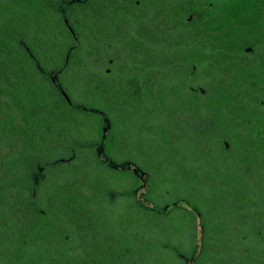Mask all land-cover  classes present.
<instances>
[{
  "label": "trees",
  "instance_id": "1",
  "mask_svg": "<svg viewBox=\"0 0 264 264\" xmlns=\"http://www.w3.org/2000/svg\"><path fill=\"white\" fill-rule=\"evenodd\" d=\"M208 195L264 218V0H0V264H264Z\"/></svg>",
  "mask_w": 264,
  "mask_h": 264
},
{
  "label": "rangeland",
  "instance_id": "2",
  "mask_svg": "<svg viewBox=\"0 0 264 264\" xmlns=\"http://www.w3.org/2000/svg\"><path fill=\"white\" fill-rule=\"evenodd\" d=\"M171 127L176 135H179L185 140L189 138L188 133L190 132V130L186 128L183 123L174 121L173 123H171ZM131 145L134 146L136 149L135 150L136 155H137L136 159L139 162H142V159L144 158V156L141 150H143L144 148L141 146L148 147L149 144L147 145L145 143H131ZM180 145H184L187 152H190L191 150H193V148L187 142L185 143L182 142ZM198 145H199V148L202 147V149H204L203 145H200V144ZM161 175L163 176V173H161ZM126 183L127 182L124 181L123 186H126L127 185ZM141 192H139L140 195H141ZM210 194L215 195L217 193L211 192ZM208 196L213 201V203H211L212 207L207 205L205 209H202L203 216L202 215L199 216L198 213L194 211L193 208L191 207H189L191 212H188V213L190 216L195 215L199 217L201 219V222L199 223L201 224V226L205 225L209 229L208 233L209 232L213 233V235L216 234L220 238L225 237L224 239L225 245L222 246L223 249L232 250L235 253L236 252L238 253V252H241L240 250L241 245H244V246L248 245L254 239H259L260 237L264 236V218H262L261 221H257V222L252 221L253 224L251 225V229H249L247 225L243 224V222L247 219V217L243 214V212L245 211L243 208L237 207L234 204L226 206L224 204H221V201L217 197L210 196V195ZM249 209L250 211H249L248 219L250 220V218L253 215V209L252 207H250ZM174 217H179V214L175 213ZM183 225L185 224H181L180 222L178 223L177 221H171L167 223V226L172 229L179 228ZM203 227L204 226L201 227L202 232H203ZM249 233L251 234L249 235ZM187 234L188 236L190 235L192 236L193 233L187 232ZM249 236L250 238L253 237V240L251 242L247 241ZM234 238L237 239V242L230 241V240H233ZM244 254H245L244 260L250 261L251 259H250L249 253L245 252Z\"/></svg>",
  "mask_w": 264,
  "mask_h": 264
},
{
  "label": "snow or ice",
  "instance_id": "3",
  "mask_svg": "<svg viewBox=\"0 0 264 264\" xmlns=\"http://www.w3.org/2000/svg\"><path fill=\"white\" fill-rule=\"evenodd\" d=\"M210 2H211V0H210ZM212 6H215V5H214V3H213V5H212Z\"/></svg>",
  "mask_w": 264,
  "mask_h": 264
},
{
  "label": "flooded vegetation",
  "instance_id": "4",
  "mask_svg": "<svg viewBox=\"0 0 264 264\" xmlns=\"http://www.w3.org/2000/svg\"><path fill=\"white\" fill-rule=\"evenodd\" d=\"M142 172V171H141Z\"/></svg>",
  "mask_w": 264,
  "mask_h": 264
},
{
  "label": "water",
  "instance_id": "5",
  "mask_svg": "<svg viewBox=\"0 0 264 264\" xmlns=\"http://www.w3.org/2000/svg\"><path fill=\"white\" fill-rule=\"evenodd\" d=\"M137 169V168H136Z\"/></svg>",
  "mask_w": 264,
  "mask_h": 264
}]
</instances>
